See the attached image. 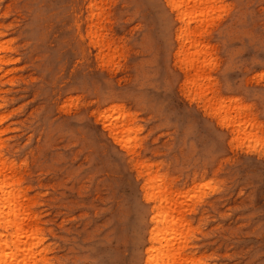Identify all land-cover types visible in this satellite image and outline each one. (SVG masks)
<instances>
[{
    "label": "rangeland",
    "instance_id": "rangeland-1",
    "mask_svg": "<svg viewBox=\"0 0 264 264\" xmlns=\"http://www.w3.org/2000/svg\"><path fill=\"white\" fill-rule=\"evenodd\" d=\"M68 1L53 7L46 0H0L3 41L22 42L9 75L18 81L1 88L16 111L3 128H10L16 168L29 180L24 191L35 199L39 220L27 224L39 222L46 232L47 264H144L149 217L141 190L149 172L161 176L157 190L166 175L169 205L190 222L192 229H178L187 264H264V148L237 142L236 125L206 118L202 104L189 99V73L173 76L175 58L152 0H94L104 45L76 69V44L89 42L84 34L68 31L65 20L31 23ZM225 4L228 11L204 40L215 61L206 72L210 96L233 101V117L242 106L243 120L264 130V0ZM58 71L59 91L46 97ZM107 101L138 115L131 148L96 132Z\"/></svg>",
    "mask_w": 264,
    "mask_h": 264
},
{
    "label": "bare ground",
    "instance_id": "bare-ground-1",
    "mask_svg": "<svg viewBox=\"0 0 264 264\" xmlns=\"http://www.w3.org/2000/svg\"><path fill=\"white\" fill-rule=\"evenodd\" d=\"M59 1L46 0L53 7L60 6ZM152 1L163 17L164 37L171 44L168 54L175 58V66L171 68L173 76L179 75V72L189 73L184 85L189 99L202 104L206 118L215 120L226 127H229L231 123L236 125L237 129H234L233 135L237 142L246 140L252 143L251 148H264V137L259 134V131L252 132L248 129L250 125L254 129L263 130L262 126L256 125L251 120L245 122L242 117V106L235 107L239 114L233 117L230 111L233 101H227L224 96L212 94L213 92L210 96L212 89L207 83L208 73L206 72L215 67V61L204 40L214 20L228 11L225 0ZM94 2V0H70L65 9L49 17L36 15L31 20L34 24L49 22L55 26L59 25L60 20H65L68 31L76 30L80 35L84 34V39L89 40L88 46L81 48L79 43L76 44L78 56L75 69L83 65L87 56L93 58L95 51L99 50L101 53L104 45L98 36L95 16H99V12ZM87 22L89 26L85 32L83 28ZM5 30V26L0 27V74L8 77L5 83L0 78V264H47L46 232L36 221L39 220V216L35 211V199L31 190L24 191L23 188L29 180L21 178L16 168L15 155L10 153L11 147L6 137L10 128H3L16 111L9 110L13 100L1 88L6 84L15 86L18 81L9 75L15 71L14 66L19 61V50L22 45L17 38L3 41L7 36L4 33ZM62 75L63 71H58L52 83L50 82V88L42 92L46 97L54 96L59 91L57 84L60 83ZM105 104L106 107L101 113L103 123L96 126V132L110 144L121 143L130 147L134 135L139 131L134 126L138 115L118 101H107ZM33 132L28 133L27 139L32 138ZM146 167L149 170V167ZM150 173H148L150 181L144 183L141 190L142 203L149 217L148 247L145 249L144 264H187V258L184 257V259L182 256L183 251L177 248L181 242L179 239H184L182 233L178 234V229L181 227L184 230L192 229L190 222L185 220L184 223L179 212L169 205L170 200L164 195L166 186H163L166 175L163 174L165 178L163 177L162 182L160 181L159 190H157L156 184L158 177L161 176L158 174L153 176ZM187 193L190 191L185 194ZM30 217L36 219L33 221L38 223L34 222V226L28 225Z\"/></svg>",
    "mask_w": 264,
    "mask_h": 264
}]
</instances>
